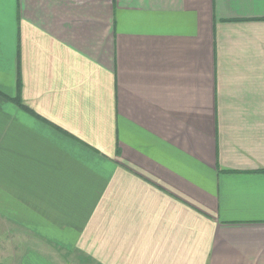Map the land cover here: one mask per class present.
Listing matches in <instances>:
<instances>
[{"label": "crops", "instance_id": "0c3cea01", "mask_svg": "<svg viewBox=\"0 0 264 264\" xmlns=\"http://www.w3.org/2000/svg\"><path fill=\"white\" fill-rule=\"evenodd\" d=\"M0 240L264 264V0H0Z\"/></svg>", "mask_w": 264, "mask_h": 264}, {"label": "rangeland", "instance_id": "374dc122", "mask_svg": "<svg viewBox=\"0 0 264 264\" xmlns=\"http://www.w3.org/2000/svg\"><path fill=\"white\" fill-rule=\"evenodd\" d=\"M0 242H3V240H0ZM11 243L12 245L15 244L13 240H11ZM13 252H15V250H0V264H12V261L15 259ZM70 258H72V256ZM73 261H75V263L84 264L82 259H79L77 256L73 257Z\"/></svg>", "mask_w": 264, "mask_h": 264}]
</instances>
